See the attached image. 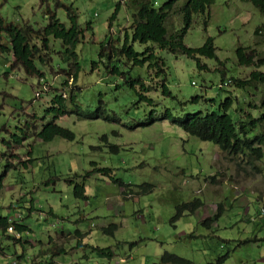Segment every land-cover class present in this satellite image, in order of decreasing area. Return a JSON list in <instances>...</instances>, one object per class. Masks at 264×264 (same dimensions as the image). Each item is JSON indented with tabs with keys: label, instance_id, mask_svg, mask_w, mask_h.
<instances>
[{
	"label": "rangeland",
	"instance_id": "obj_1",
	"mask_svg": "<svg viewBox=\"0 0 264 264\" xmlns=\"http://www.w3.org/2000/svg\"><path fill=\"white\" fill-rule=\"evenodd\" d=\"M167 1L152 0L156 8ZM117 3L120 8L112 19ZM181 6L182 2L167 20L168 36L182 27ZM68 9L77 15L84 30L75 50L80 65L77 85L71 65L60 60L61 41L49 38L48 55L40 54L44 86L38 85L40 78L27 77L22 68L11 70L12 54L0 55V216L29 228L19 241L0 243V264H12L21 253L37 264L56 248L65 250L54 257L56 264H163L160 258L165 252L197 259L200 247L213 250L214 255L207 254L216 260L232 254L235 239L262 237L264 158L250 164L245 158H230L213 143L189 136L179 126L160 119L167 110L179 118L217 112L229 95L235 100L230 114L236 125L259 118L264 113V86L251 84L239 89L230 78L245 81L254 70L238 64V46L264 57V16L238 0H214L206 13L194 16L185 45L198 48L210 37L217 55V61L201 58L206 69L199 70L195 60L184 55L162 51L154 44L131 42L135 11L131 0H46L43 5L41 0H0V16L6 23L28 24L37 30L47 25L48 11L68 26ZM86 24H91L90 30H85ZM258 27L261 35L255 36ZM125 41L137 53L146 48L153 52L162 68L160 75L156 69L134 67L122 56L110 60L120 74H107L106 61L99 59L100 48L111 44L122 48ZM1 42L9 47L3 34ZM33 42L40 46L37 39ZM259 70L264 73V66ZM221 72L229 82L220 89ZM130 80L148 88L144 95L153 105L139 100V87H135L136 94L125 85ZM161 84H165L167 95H163ZM70 87V92L79 89V110L92 114L98 110L100 118L78 120L80 111L61 117L55 123L71 130L75 139L57 137L44 143L36 137L42 126L52 121L44 111L51 107L55 93L69 101ZM151 119L156 122L146 126ZM260 130L264 131V122L256 133ZM15 137L21 139V145L14 143ZM106 143L117 146L118 151L111 152ZM28 159L31 161L25 167L22 163ZM95 165L111 169L110 177L93 174L84 178ZM213 176L215 181L209 180ZM74 184L84 185L86 200L74 197ZM195 200L203 202L198 210H217L219 204L224 210L219 228L207 238L191 239L207 233L195 222L198 215L171 222L177 205ZM187 223L192 224L193 232ZM111 224L117 230L112 236L104 234L102 228ZM259 226L263 227L258 230ZM95 247H109L113 258L108 260L94 251Z\"/></svg>",
	"mask_w": 264,
	"mask_h": 264
},
{
	"label": "trees",
	"instance_id": "obj_2",
	"mask_svg": "<svg viewBox=\"0 0 264 264\" xmlns=\"http://www.w3.org/2000/svg\"><path fill=\"white\" fill-rule=\"evenodd\" d=\"M46 0H41V5ZM242 3H249L259 13L264 16V0H238ZM182 2V6L179 8L182 18V27L177 34L168 36L166 27L169 16L175 11L176 7ZM133 7L135 8L134 14L132 15L131 24V42L138 43L140 45L154 44L158 49L162 51H168L169 53L176 55L181 54L190 59L195 60L196 66L199 70L206 69L204 64H201L200 59L206 58L217 61L216 49L213 45V39L208 37L203 45L198 48H189L184 43V38L188 30L192 26L194 16L206 13V11L214 4V0H168L159 8L155 7L152 0H131ZM120 8V3H117L112 19L116 18L117 12ZM49 19L48 23L41 30L35 29L33 26L24 25H13L8 24L0 16V55L12 54L13 62L11 63V70L22 68L27 77L40 78L38 85L44 86L46 83L44 74L40 71V63H42L41 53L48 55L49 38L61 41L63 51L60 60L62 64L71 65L73 71H71L72 80L77 85L78 75L80 72V65L78 63V55L76 54V46L83 38L84 31L79 23L76 14H73L71 10H67L68 26L60 22L55 14H51L48 11ZM89 25L86 24L85 30L89 29ZM90 30V29H89ZM261 28L258 27L254 35H261ZM5 35L8 38L9 47L2 44L1 35ZM34 39L40 42V46L34 44ZM127 36H125V40ZM112 45V44H111ZM108 46V48L101 47L99 52V59L106 61L105 71L107 74L119 75V69L115 66L112 67L110 64L111 59L124 57L127 61L131 62L134 67L139 68H151L156 69V75H160L162 71L161 66L157 64V58L153 52H149L146 48L142 53L134 51L132 46H128L126 41L122 48L117 46ZM110 49V51H107ZM44 50V51H43ZM43 51V52H42ZM107 51V52H106ZM237 62L240 66L254 67V70L250 73L248 80L241 81L236 78H230L233 85L236 88L243 89L251 84H257L264 86V73L259 70L260 67L264 66V57L256 52L254 49L248 50L247 48L238 46L235 50ZM36 56L38 60L36 61ZM39 61V62H38ZM67 71H70L67 68ZM221 83H224V73L221 72ZM138 80V79H137ZM137 80H130L125 82V85L135 91V87L140 88V92L136 93L139 96V100L146 101L149 105H153V101L147 98L144 94L148 93L149 90ZM44 82V83H43ZM229 82V81H228ZM140 83V84H138ZM66 85V81L64 82ZM69 90V101L67 97H63L60 93H55L51 102V107L44 111L46 116H50V122L42 126L41 130L37 132L36 137L44 143L52 142L55 138L59 137L67 141H73L75 139L74 134L71 130L57 125L55 122L61 117L71 115L74 112L80 111L77 114V119H91L98 120V110L92 114L82 112L77 106L79 89L70 92ZM163 95H167L168 91L165 84H161ZM221 89V87H219ZM76 92V93H75ZM194 99L193 101H197ZM235 100L229 95L218 107L217 112H211L203 114L197 112L194 114H187L183 118L174 117L168 110L165 112L163 118L160 120H167L172 125L179 126L184 133L189 136L198 138L204 142H210L216 145L223 153L230 158H245L250 164L254 161H261L264 158V131L256 133L259 125L264 122V113L257 119L251 120L250 122L242 125H236L233 116L230 114L233 108ZM71 105V106H69ZM264 107V99L262 101ZM74 110H69L70 108ZM236 113L240 110H235ZM80 116V117H79ZM156 120H149L146 126H151ZM101 140L107 142L106 136H102ZM16 145H21V139L15 137L13 140ZM110 151L116 153L118 151L117 146L106 143ZM31 160H27L26 163H22L25 167ZM7 168H12V165H8ZM112 173L111 169L97 168L96 165L89 172L84 174V178H89L93 174H101L106 177H110ZM112 178V177H111ZM211 181H215L214 176L209 178ZM119 185L123 184L120 180H114ZM2 189V178H0V191ZM74 197L78 200H86L85 187L83 184H74L73 186ZM126 197L127 193L124 192ZM221 204L218 206V210H222ZM203 207V202L195 200L191 203H185L177 205L175 207V214L171 218V222L174 224L180 220L184 214L192 215L198 209ZM219 213H217L213 220L218 219ZM212 219L204 220L203 223L212 222ZM12 228L13 233H8V229ZM117 230V226L114 224L109 225L106 228H102L104 234L112 236ZM29 232V228L24 224H20L14 221L13 218L0 216V243L3 241L16 240L19 241L22 234ZM52 246V245H51ZM7 247V246H5ZM4 248L1 246V249ZM50 249V248H48ZM94 251L106 257L108 260L113 258L112 250L107 247L104 249L95 247ZM8 251V248L6 249ZM5 251V252H6ZM52 252L51 256H45L46 260L41 261L37 264H56L54 257L60 254H64V248H56ZM30 256H25L24 253L15 255V260L12 264H35ZM43 258V259H44ZM163 264H191V262L174 254L164 253L160 258Z\"/></svg>",
	"mask_w": 264,
	"mask_h": 264
},
{
	"label": "crops",
	"instance_id": "obj_3",
	"mask_svg": "<svg viewBox=\"0 0 264 264\" xmlns=\"http://www.w3.org/2000/svg\"><path fill=\"white\" fill-rule=\"evenodd\" d=\"M200 213H202L201 216L199 215ZM217 213H219L218 219L213 220ZM223 214L224 210H218V207L217 210H197L194 214H192V216L195 217V215H198L197 218L195 217V222L202 224L203 228L207 230V233L198 236H191V239H196L198 237L207 238L211 234H213L214 230L219 228L218 221ZM188 215L189 214L186 213L183 217H187ZM207 219H212L213 221L204 224L203 221ZM186 226H188L189 230L193 232L194 228L192 227L191 223H187ZM260 227L263 226H259V228L257 229L260 230ZM257 229H254V233H251V235H254ZM257 236L258 234H256L254 240H249V238H246L244 240V238L241 239V237L235 239L232 242L235 243L232 246V254L228 253L224 257L217 258L216 260L213 259V255L215 254L213 250L206 248L202 249L200 246L199 247L202 253L200 254V256L196 255L197 259H192V255H190V257L189 255L185 257L183 256L181 258L191 262V264H264V235H262V237L260 238H257ZM190 246L195 247L191 243ZM189 249L194 253L195 249H192L190 247ZM207 251H210L211 254H213L212 258H210V255L207 254ZM43 260L45 261L46 258H44Z\"/></svg>",
	"mask_w": 264,
	"mask_h": 264
},
{
	"label": "clouds",
	"instance_id": "obj_4",
	"mask_svg": "<svg viewBox=\"0 0 264 264\" xmlns=\"http://www.w3.org/2000/svg\"><path fill=\"white\" fill-rule=\"evenodd\" d=\"M227 85H228V81H225V82H224V83H222V85H220L219 87H221V88H222V87H224V86L226 87Z\"/></svg>",
	"mask_w": 264,
	"mask_h": 264
},
{
	"label": "built area",
	"instance_id": "obj_5",
	"mask_svg": "<svg viewBox=\"0 0 264 264\" xmlns=\"http://www.w3.org/2000/svg\"><path fill=\"white\" fill-rule=\"evenodd\" d=\"M262 213H264V210H262ZM13 232H14V231H13L12 228H9V229H8V233L12 234Z\"/></svg>",
	"mask_w": 264,
	"mask_h": 264
}]
</instances>
